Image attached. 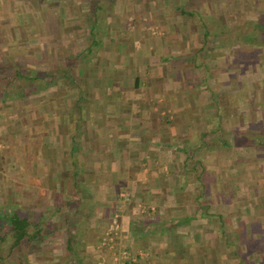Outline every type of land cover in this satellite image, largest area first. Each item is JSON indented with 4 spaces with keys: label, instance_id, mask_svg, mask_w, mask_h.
I'll return each mask as SVG.
<instances>
[{
    "label": "crops",
    "instance_id": "0c3cea01",
    "mask_svg": "<svg viewBox=\"0 0 264 264\" xmlns=\"http://www.w3.org/2000/svg\"><path fill=\"white\" fill-rule=\"evenodd\" d=\"M198 1L264 18V0H0L34 37L0 101V204L90 207L86 264H264V59L198 41Z\"/></svg>",
    "mask_w": 264,
    "mask_h": 264
},
{
    "label": "trees",
    "instance_id": "16d2710c",
    "mask_svg": "<svg viewBox=\"0 0 264 264\" xmlns=\"http://www.w3.org/2000/svg\"><path fill=\"white\" fill-rule=\"evenodd\" d=\"M257 8L264 9V2L258 3ZM195 11L188 12V17L205 31L201 36L204 44L212 42L218 46L223 41L229 56H232L236 50L233 47L242 43L251 47L241 51L245 62L251 58L264 59V18L249 20L244 17L224 23L215 14L207 17L200 10ZM210 52L213 53L214 49ZM236 52L240 54L238 50ZM28 73L18 63L1 64L0 101L6 98L8 89L16 88V79H22ZM257 138L264 136L258 135ZM198 165L202 167V164ZM70 204L54 205L45 212L35 214L34 219L18 206L0 204V264L53 263L55 251L62 252V264H86L90 257L88 251L82 250L80 239L86 232L91 209L68 210Z\"/></svg>",
    "mask_w": 264,
    "mask_h": 264
},
{
    "label": "rangeland",
    "instance_id": "374dc122",
    "mask_svg": "<svg viewBox=\"0 0 264 264\" xmlns=\"http://www.w3.org/2000/svg\"><path fill=\"white\" fill-rule=\"evenodd\" d=\"M199 2L200 1L195 3V9H198L201 11L202 3L201 2L199 3ZM242 6H243V9L249 8V7H246L243 3H242ZM230 9L235 14H236V12L238 14H240V11H238V10L235 11L234 5H231ZM216 10H217V13L215 14L214 12H212V14H215L219 18V12H221L223 10L221 7H219V5H216ZM26 12H27V7L21 8V14H22L21 17H14L15 20H13L11 18H7L8 22H4L6 19L5 17L0 19V65L1 64H7L9 62H15V63L18 62V63L22 64V66H24V68H26L27 71L28 70L32 71V69L28 67V64H29L28 57L33 56V50L28 48L27 44L29 42L31 43L32 40L34 39V37L30 36L29 32L27 31V29L25 27V25L27 23V19H29L28 17H26ZM243 12H246V11H243ZM244 17L245 16L240 17V18H244ZM226 22L232 23V22H234V18L228 16ZM194 24H197V23H194ZM197 26L200 27V25H197ZM197 38L199 39L198 41H202V37L200 38V36H198ZM211 55H212V58L216 57L215 52L211 53ZM217 59H219V58H217ZM217 59L215 58L216 61H217ZM228 67H229V65H228ZM211 71L212 72L213 71L218 72L217 69L216 70L211 69ZM24 74H26V73H24ZM25 84L26 83H25L24 79H17L16 88H10L6 91L7 94H6L5 99L7 100V103H5V104L3 103L4 107L10 105V102L13 103V101L11 100L12 92H14V93L19 92L20 93L23 89H26ZM225 101H228V99L226 98ZM247 137L249 138L250 136L248 135ZM8 143H7V141L0 139V149H2L3 146H6ZM258 245L259 246H258L257 250L264 251V242L263 243L258 242ZM55 253H58V252L55 251ZM124 257L125 256L123 254L120 255L121 260H116L117 263L123 264L122 261H123ZM254 259H255V260H253L254 263H256V262L258 263L259 260L257 258H254Z\"/></svg>",
    "mask_w": 264,
    "mask_h": 264
},
{
    "label": "built area",
    "instance_id": "2783aa9c",
    "mask_svg": "<svg viewBox=\"0 0 264 264\" xmlns=\"http://www.w3.org/2000/svg\"><path fill=\"white\" fill-rule=\"evenodd\" d=\"M124 255H126V253H124Z\"/></svg>",
    "mask_w": 264,
    "mask_h": 264
}]
</instances>
